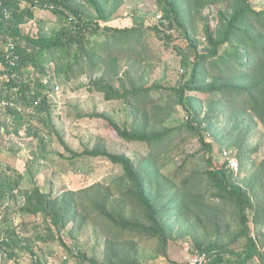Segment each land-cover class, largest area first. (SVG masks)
I'll list each match as a JSON object with an SVG mask.
<instances>
[{
    "label": "trees",
    "instance_id": "1",
    "mask_svg": "<svg viewBox=\"0 0 264 264\" xmlns=\"http://www.w3.org/2000/svg\"><path fill=\"white\" fill-rule=\"evenodd\" d=\"M83 1L95 8L96 18L86 12L82 0H0V97L9 103L5 113L0 112L1 133L18 135L25 112L35 110L42 114L49 110V95L58 80L70 83L86 74H101L90 83V91L104 94L108 101L128 103L137 123L133 128L122 127L106 116H96L107 121L120 139L145 144L154 152L174 148L189 132L199 137L209 155L204 182L196 176H186L178 188L168 179L156 184L155 192L152 188L157 181L155 162L163 152L151 154L141 164L142 168L148 166L147 173L126 154L110 152L103 140L93 149L72 152L75 158L106 160L124 172L123 187L106 188L103 192L98 188L99 195L91 200L96 214L91 215L96 217L93 222L99 226L102 222L106 227L104 260L82 258L88 264H143L137 257V240L144 238L157 239L166 255L170 231L165 219L177 209L179 217L191 223L196 244L193 248L211 259L208 264H248L254 259L264 264V159L250 162L255 153L245 149L250 129L242 130L234 142L227 140L240 149L238 157L230 155L239 161L238 173L229 167L228 160L223 164L215 162L212 143L206 141V131H211L214 117H228L229 123H234L231 133L240 132V121L247 117H253L264 127V10H255L251 0H156L159 17L152 18L149 28L145 24L116 28L105 24L109 18L104 16L101 0ZM224 4L226 11H216L219 21L216 29L206 23V52H199L198 42L189 31L191 23L206 9ZM183 6L187 12H183ZM4 9L10 12L9 17H4ZM47 14L61 22L58 31L46 36L27 30L29 23L36 19L44 21L41 18ZM175 30L188 39L194 57L189 64L192 70L188 80L177 87L138 84L136 66L140 59H145L147 39L164 34L165 41H172ZM10 41L17 45L19 60L15 65L6 58V44ZM224 47L227 49L222 52ZM126 58L129 64L135 60V65L125 81L119 64ZM4 78L7 81L1 85ZM190 92H197L200 97L207 95L216 101L217 108L211 107L203 119L201 110L190 114L187 126L168 128L165 123L175 112L174 104L186 109ZM63 146L72 151L65 143ZM250 164L253 166L248 170ZM243 175L249 179L242 178ZM19 179L23 180V176ZM20 180L0 171V200L21 202L18 214L43 216L59 232L77 218L78 205L74 201L77 193L68 192L52 199L38 185L21 190ZM203 183L208 188L204 194ZM176 195L181 196L179 207L173 204ZM228 206L236 213L235 231L220 225V216ZM8 218L10 215H5V220ZM14 234L7 230L6 236L0 235V250L12 259L18 248ZM37 239L54 241V236ZM34 264L46 263L36 258Z\"/></svg>",
    "mask_w": 264,
    "mask_h": 264
},
{
    "label": "rangeland",
    "instance_id": "2",
    "mask_svg": "<svg viewBox=\"0 0 264 264\" xmlns=\"http://www.w3.org/2000/svg\"><path fill=\"white\" fill-rule=\"evenodd\" d=\"M101 1L100 7L104 16L109 18L105 24L116 28L143 24L149 28V24L153 23L152 18L159 17L156 0ZM82 3L89 15L94 18L98 16L95 8L83 0ZM251 5L257 11L264 10V0H251ZM186 6H183V12H187ZM212 8L206 9L196 17L189 27L191 36L198 42L199 52H206V23L216 29L219 22L216 19V11L222 9L224 12L227 7L224 4ZM41 19L44 21L36 19L29 23L27 30L33 31L35 35L50 36L62 26L61 22L50 14ZM190 48L188 39L181 31L175 30L172 41H165L164 34H161L160 38L149 37L143 57L145 59H140L136 66L138 71L135 74V81L138 84L143 82L147 86L156 83L166 87L180 86L188 80L192 70L189 64L194 62V57ZM226 49L227 47H224L222 52ZM47 65L50 67V63ZM134 65L135 60L129 64L128 58L120 62V74L124 76L125 81ZM100 76L101 74L96 76L86 74L70 83L63 79L58 80L60 90L54 89L51 93L49 110L42 114L35 110L25 112V121L18 135L2 134L0 129V171L14 177L15 180H20V176H23V180H20L21 190H28L38 185L45 194H50L52 199L61 198L68 192L78 194L74 197L78 205L77 218L69 222L62 232L50 223L47 224L43 216L31 217L18 214L17 207L21 202L0 200V235L3 237L5 231L10 230L15 233L14 238L18 240L14 259L9 256L7 259L2 258L3 252L0 250V264H18V260L20 264H34L36 258H40L46 264H88L89 262L82 257L89 260L97 259L99 262L104 260L106 227L102 222L101 226L93 222V218L96 217L91 215L96 216V214L93 213L95 209L91 200L99 195L98 188L103 192L106 188L114 190L116 187H123L124 172L121 167L112 165L106 160L75 158L72 154V152L82 153L86 149H93L99 140L105 141L110 152L126 154L132 158L143 173L148 172V166L142 168L141 164L146 162L151 154L158 155L159 152H163L155 162L157 181L152 185L155 192L157 185L168 179L178 188L181 187L186 176H196L204 182V175L208 171L206 158L209 154L204 150L197 135L186 132L182 141L174 148L155 149L152 152L145 144L128 143L120 139L110 129L107 121L96 117L106 116L122 127L133 128L137 125L128 103L108 101L104 94L90 91V83ZM4 81H7V78L1 81V85ZM1 90L0 86V93ZM187 96L186 109L174 104L175 112L165 123L168 128L177 129L187 126L190 114L201 110L203 119L211 107L214 110L217 108L216 101L208 99L207 95L200 97L197 92H190ZM138 121L140 123L142 119ZM229 121L226 116L214 117L211 131H206V141L212 143L215 162L220 164L225 162L224 150L238 157L240 149L235 147L233 142L239 134H242V130L248 129L250 133L246 138L245 149L255 152L250 157V162L253 159L261 162L264 159V127L253 117H247L240 121L241 131L231 133L234 123ZM206 127L207 124L203 129ZM63 143L72 151H66ZM186 161L187 165H185ZM252 166L250 164L248 170ZM151 175L154 176L153 172ZM247 176L243 175L242 178L249 179ZM203 184L202 194L208 190L205 183ZM88 190L92 191L86 193ZM180 197V195L174 197L173 204L176 207H179ZM176 210L173 209L174 214L168 215L165 219L170 231L166 255L163 254L157 239L137 240V257L143 264L181 263L190 257L191 254L189 255L187 249L196 245L191 235V223L179 217ZM7 214L10 218L5 220ZM248 214L252 220L253 211L250 210ZM219 221L225 230L227 228L237 230V218L233 207L228 206ZM254 231L258 232L257 229ZM38 236L47 238L54 236V241H40L37 239Z\"/></svg>",
    "mask_w": 264,
    "mask_h": 264
},
{
    "label": "built area",
    "instance_id": "3",
    "mask_svg": "<svg viewBox=\"0 0 264 264\" xmlns=\"http://www.w3.org/2000/svg\"><path fill=\"white\" fill-rule=\"evenodd\" d=\"M11 47L12 49H14V46H11ZM17 59L18 57L16 56L14 59H10V61L14 65ZM230 155L231 154L227 151H225L223 154L224 158L229 161V167L235 173H238L239 168H240L239 161L237 158L231 157ZM187 252L189 253V255L191 254L190 257L186 261L178 263V264H208L211 261V259L207 255L199 254L193 247L188 248ZM1 257L7 259L8 256L6 253H2Z\"/></svg>",
    "mask_w": 264,
    "mask_h": 264
},
{
    "label": "clouds",
    "instance_id": "4",
    "mask_svg": "<svg viewBox=\"0 0 264 264\" xmlns=\"http://www.w3.org/2000/svg\"><path fill=\"white\" fill-rule=\"evenodd\" d=\"M0 5H2V3H0ZM3 12H4V17L6 18V17H9V15H10V12L9 11H6L5 9L3 10ZM7 46H6V58L8 59V62L11 64V65H13L12 63H11V61H10V59H14L16 56L18 57V59L17 60H19V55L16 53V50H17V45L16 44H14L13 42H9L8 44H6ZM11 46H14V49H12V47ZM10 57V58H9ZM16 60V61H17ZM16 63V62H15ZM15 65V64H14ZM56 85H58L57 87H56ZM60 86H59V84L58 83H56L55 84V86H54V88L52 89V92L54 91V89H57V90H60V88H59ZM51 92V93H52ZM51 93H50V95H51ZM50 95H49V97H50ZM50 99V98H49ZM8 105H9V103L8 102H6L5 100H3V99H1V97H0V112L1 113H5V110L8 108ZM20 110V109H19ZM8 256V255H7Z\"/></svg>",
    "mask_w": 264,
    "mask_h": 264
},
{
    "label": "crops",
    "instance_id": "5",
    "mask_svg": "<svg viewBox=\"0 0 264 264\" xmlns=\"http://www.w3.org/2000/svg\"><path fill=\"white\" fill-rule=\"evenodd\" d=\"M248 264H262L258 259L250 261Z\"/></svg>",
    "mask_w": 264,
    "mask_h": 264
}]
</instances>
